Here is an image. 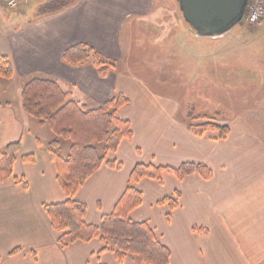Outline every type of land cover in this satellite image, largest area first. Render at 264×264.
<instances>
[{
	"label": "crops",
	"instance_id": "1",
	"mask_svg": "<svg viewBox=\"0 0 264 264\" xmlns=\"http://www.w3.org/2000/svg\"><path fill=\"white\" fill-rule=\"evenodd\" d=\"M153 4L76 0L60 12L15 28L0 26V54L9 58L14 70L12 78H0V148L20 143L13 177L0 182V264H136L130 256L117 262L112 252L101 251L97 239L58 246L43 208L65 200L46 151L55 137L23 110L21 96L14 102L3 97L14 88L20 90L32 76L55 80L71 99L89 108L100 106L115 91L130 96L118 117L129 122L132 137L105 155V162L115 161L119 167L103 163L75 195L86 205V223L99 224L113 211L137 162L171 168L200 163L211 170L207 180L192 174L178 181L170 172H163L160 182L141 179L136 184L141 204L130 213L131 219L149 224L169 250L170 264H264V123L259 122L264 107L261 115L250 112L225 120L229 134L223 140L212 131L197 136L176 118L173 104L137 95L141 84L134 77L115 78L113 68L101 78L91 63L73 67L61 59L64 49L83 43L109 62L120 60L124 22L145 16ZM68 149L60 140L59 154L65 157ZM27 155L34 161L24 162ZM167 196L174 198V209L160 203Z\"/></svg>",
	"mask_w": 264,
	"mask_h": 264
},
{
	"label": "trees",
	"instance_id": "2",
	"mask_svg": "<svg viewBox=\"0 0 264 264\" xmlns=\"http://www.w3.org/2000/svg\"><path fill=\"white\" fill-rule=\"evenodd\" d=\"M75 2L76 0L46 1L36 18L60 12ZM61 59L73 67L91 63L101 78L115 68L113 62L106 61L93 48L83 43L64 49ZM13 74L11 61L0 54V78L10 79ZM20 96L23 110L40 126L47 125L56 136L46 144V151L55 166L56 180L65 200L58 204H44L43 208L52 229L57 233L58 246L64 249L76 242L89 243L97 239L103 245L101 251L112 252L119 263L130 256L135 259L136 264H170L169 250L159 242L149 224L133 221L130 217V213L141 204V193L136 184L143 178L160 182L163 172L172 173L178 181L192 174H198L207 180L211 177V170L200 163L184 162L171 168L139 161L132 169L113 211L102 216L99 224H88L85 222L86 205L78 202L75 195L103 163L119 167L120 164L115 161L105 162V155L114 153L121 140L132 137L129 122L118 117L119 110L129 105L130 100L123 94H118L98 107L89 108L86 104L71 99L70 92L65 91L55 80L41 77H34L25 83ZM198 119L208 121L199 125L188 124V129L193 134L201 136L206 131L217 132L221 140L228 136V126L218 125L214 120L200 116L192 117L193 121ZM60 139L70 141L65 157L59 154ZM19 150V142L0 148V182L13 177V164ZM22 160L33 162L34 157L27 155ZM175 195H178L177 192ZM160 203L166 204L170 209L176 207L171 196L164 197ZM14 253L16 250L11 252Z\"/></svg>",
	"mask_w": 264,
	"mask_h": 264
},
{
	"label": "rangeland",
	"instance_id": "3",
	"mask_svg": "<svg viewBox=\"0 0 264 264\" xmlns=\"http://www.w3.org/2000/svg\"><path fill=\"white\" fill-rule=\"evenodd\" d=\"M46 1L49 0H17V7L10 8L0 0V26L15 28L34 19ZM119 43L124 53L120 60L112 61L114 77H134L141 84L137 95L167 100L165 104L175 106L178 120L193 125L208 121L192 120L200 116L224 125L229 118L237 120V115L262 114L264 25L247 26L241 20L224 38H201L184 21L176 0H154L151 12L145 16L128 17ZM32 78L22 82L20 90L14 88L3 95L4 99L17 101L22 87ZM118 94L121 93L115 91L112 95ZM259 122L262 125L264 118ZM60 140L62 146L70 144Z\"/></svg>",
	"mask_w": 264,
	"mask_h": 264
},
{
	"label": "water",
	"instance_id": "4",
	"mask_svg": "<svg viewBox=\"0 0 264 264\" xmlns=\"http://www.w3.org/2000/svg\"><path fill=\"white\" fill-rule=\"evenodd\" d=\"M197 37L220 39L243 19L248 0H176Z\"/></svg>",
	"mask_w": 264,
	"mask_h": 264
},
{
	"label": "built area",
	"instance_id": "5",
	"mask_svg": "<svg viewBox=\"0 0 264 264\" xmlns=\"http://www.w3.org/2000/svg\"><path fill=\"white\" fill-rule=\"evenodd\" d=\"M8 7L16 8L17 0H4ZM243 21L247 26L264 25V0H248Z\"/></svg>",
	"mask_w": 264,
	"mask_h": 264
}]
</instances>
